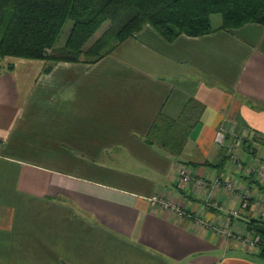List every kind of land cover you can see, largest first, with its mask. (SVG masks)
<instances>
[{
	"label": "crops",
	"instance_id": "1",
	"mask_svg": "<svg viewBox=\"0 0 264 264\" xmlns=\"http://www.w3.org/2000/svg\"><path fill=\"white\" fill-rule=\"evenodd\" d=\"M45 64L0 58V264H264L196 220L246 235L264 211L245 171L264 172L263 24L173 42L147 24L97 62ZM191 98L206 107L183 152L151 143L157 117L178 119ZM221 128L249 141L245 168L224 160Z\"/></svg>",
	"mask_w": 264,
	"mask_h": 264
},
{
	"label": "trees",
	"instance_id": "2",
	"mask_svg": "<svg viewBox=\"0 0 264 264\" xmlns=\"http://www.w3.org/2000/svg\"><path fill=\"white\" fill-rule=\"evenodd\" d=\"M69 21L65 44L57 46ZM106 21L109 26L87 46ZM249 23L264 25V0H0V58L42 59L50 71L62 61L97 62L147 24L173 42L181 35L203 36ZM205 107L191 98L178 119L159 115L148 140L180 155ZM248 227L260 235L258 253L264 259V221L253 218Z\"/></svg>",
	"mask_w": 264,
	"mask_h": 264
},
{
	"label": "built area",
	"instance_id": "3",
	"mask_svg": "<svg viewBox=\"0 0 264 264\" xmlns=\"http://www.w3.org/2000/svg\"><path fill=\"white\" fill-rule=\"evenodd\" d=\"M216 140L222 147H225L227 149V155L231 159L233 164L239 166L240 168H245L242 165L239 154L237 153V149L241 147V138L238 134L235 133L229 141L227 130L221 128L218 130L216 134ZM251 170L257 173V179L259 180L261 185L264 186V172H262L257 167L248 165L245 170L247 175H249V172ZM182 176H183V181L186 183L191 180V175L189 174L186 168L182 170ZM222 184L225 185V187L229 190H235L237 188L236 183H234L233 181L227 180V179H223L221 177L214 178L210 185L212 187H219ZM251 197H252L251 190L249 188L245 189L241 193L240 208L230 210L231 215L239 217L241 215V210L247 209L249 207V199ZM161 201L165 206L171 205L170 202L168 201H165V200H161ZM261 216H264V211L262 212ZM196 220L202 226L207 227V228H212L215 231L219 232L220 234H223L227 238L234 237V238L240 239L246 245H248L250 248H253V249H256L258 247L259 242L261 241V237L257 233L240 235L232 231V229L226 225L217 224L212 221H207L201 216H196Z\"/></svg>",
	"mask_w": 264,
	"mask_h": 264
},
{
	"label": "rangeland",
	"instance_id": "4",
	"mask_svg": "<svg viewBox=\"0 0 264 264\" xmlns=\"http://www.w3.org/2000/svg\"><path fill=\"white\" fill-rule=\"evenodd\" d=\"M221 18V15L220 14H217L216 16H215V19H220ZM216 21V20H215ZM72 24H73V22L72 21H69L68 23H67V25L65 26V28H64V30H63V32H62V34H61V37H60V39H59V41H58V44H57V46H62V45H64L65 44V41H66V39H67V37H68V34H69V31H70V28H71V26H72ZM109 24H110V21H106L98 30H97V32L95 33V35L87 42V46H90L102 33H103V31L109 26ZM237 134V133H236ZM256 135H254V137L255 138H257V139H259V137L257 136L258 134L257 133H255ZM239 136H240V138H241V147H245L247 144H248V140L243 136V135H241L240 133L238 134ZM236 136V135H235ZM233 137V136H232ZM230 141V140H229ZM246 142H247V144H246ZM230 143V142H229ZM224 149L226 150V154H227V149L224 147ZM248 149H250V147H249V144H248ZM253 176H257V173L256 172H253L252 170L249 172V175L247 176L248 178H252ZM252 190V189H251ZM252 194V193H251ZM250 203H251V198L249 199V205H250ZM259 219L260 220H263L264 221V216H260L259 217ZM249 230H250V232H249V234H253V233H257L255 230H253L252 231V229H250L249 228ZM258 234V233H257ZM259 235V234H258ZM257 250H258V247L256 248Z\"/></svg>",
	"mask_w": 264,
	"mask_h": 264
}]
</instances>
